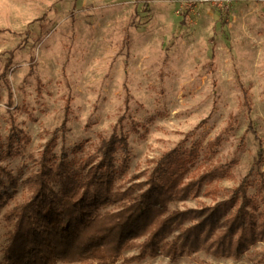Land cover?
<instances>
[{"label": "rangeland", "instance_id": "obj_1", "mask_svg": "<svg viewBox=\"0 0 264 264\" xmlns=\"http://www.w3.org/2000/svg\"><path fill=\"white\" fill-rule=\"evenodd\" d=\"M0 30V264L4 216L32 194L43 152L53 167L66 156L82 180L115 129L128 144L115 155V189L173 160L181 184L200 182L170 209L213 206L247 176L264 206V0H0ZM119 208L101 210L58 264H96L86 258L96 246L114 253ZM138 251L111 264H264V240L238 257L134 260Z\"/></svg>", "mask_w": 264, "mask_h": 264}, {"label": "trees", "instance_id": "obj_2", "mask_svg": "<svg viewBox=\"0 0 264 264\" xmlns=\"http://www.w3.org/2000/svg\"><path fill=\"white\" fill-rule=\"evenodd\" d=\"M243 105H249L245 92ZM97 151L99 161L82 180L71 176L66 156L53 167L48 150L43 152L39 171L29 179L32 194L4 216L11 227L6 233L4 264L64 262L83 230L101 210L116 202L120 208L115 212L118 228L115 251L107 255L102 247H93L86 258L96 264H111L122 251L136 247L139 251L134 260L163 255L175 261L200 249L216 256L238 257L249 245L264 240V206L259 209L247 194L249 176L227 200L213 206L170 209L171 204L187 199L200 182L181 184L183 164L171 160V164L158 165L146 182L132 184L122 191L114 188L113 175L120 171L114 166L115 155L128 153L126 137L115 129L108 139L100 141ZM204 175L202 178L211 177L210 173ZM9 181L14 186V179L10 177ZM57 183L60 187L55 191ZM137 190L140 192L134 197ZM260 190L264 201L262 180ZM189 221L192 222L185 225ZM140 239L143 240L137 243Z\"/></svg>", "mask_w": 264, "mask_h": 264}]
</instances>
